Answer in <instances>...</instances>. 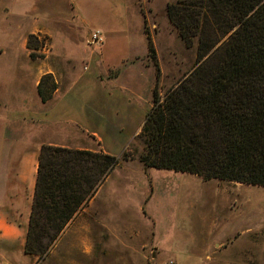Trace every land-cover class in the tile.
Segmentation results:
<instances>
[{"label": "rangeland", "instance_id": "rangeland-1", "mask_svg": "<svg viewBox=\"0 0 264 264\" xmlns=\"http://www.w3.org/2000/svg\"><path fill=\"white\" fill-rule=\"evenodd\" d=\"M13 1L0 0V50L5 52L20 50L21 35L25 26H30V20L12 13ZM109 1L115 3L111 9H116L104 13L103 19L93 20L90 30L102 35L100 45L82 47L75 42L69 50L61 38L52 45L48 36L23 37L27 42L32 36L36 48L33 61L50 64L54 52H72L78 57L75 75L83 72L84 77H90L96 70L102 74L106 91L111 81L116 86L130 85L135 91L123 94L127 105L123 114L114 116L104 108L103 124L40 122L41 145L52 142L70 149L101 151L116 157L118 165L95 187L46 254L41 259L28 255L31 259L27 264H264L263 187L144 169L138 161L142 152L138 135L143 115L151 105L155 81L146 36L160 72V100L199 64L195 63L198 37L186 47L167 20L165 6L177 0H129L126 13L116 5L128 0ZM7 8L11 13L7 14ZM76 23L71 32L77 35L81 27ZM109 30L119 33L114 38ZM227 36L222 37L221 31L209 23L199 38L215 44L208 53L210 57L206 55L201 61L208 59L209 65L215 64L220 58L218 48ZM97 59L103 61V67L94 66ZM13 63L0 55V98L6 97L10 85L17 81L9 70ZM68 64H61L66 74L57 78L58 92L46 103L55 102L71 81ZM84 66L86 71H82ZM82 86L77 85L74 93ZM14 94L19 95L18 91L11 96ZM11 111L7 112L9 120L13 118ZM17 126L9 123L8 132ZM19 251L12 248L14 256Z\"/></svg>", "mask_w": 264, "mask_h": 264}, {"label": "trees", "instance_id": "trees-1", "mask_svg": "<svg viewBox=\"0 0 264 264\" xmlns=\"http://www.w3.org/2000/svg\"><path fill=\"white\" fill-rule=\"evenodd\" d=\"M165 14L186 47L198 37L199 64L160 100V72L146 36L155 81L138 135L139 163L264 188V0H177ZM209 23L228 35L213 65L201 61L215 44L199 38ZM31 39L26 48L33 59ZM56 88L52 75H44L37 96L46 103ZM117 165L101 151L41 145L24 253L41 259Z\"/></svg>", "mask_w": 264, "mask_h": 264}, {"label": "crops", "instance_id": "crops-1", "mask_svg": "<svg viewBox=\"0 0 264 264\" xmlns=\"http://www.w3.org/2000/svg\"><path fill=\"white\" fill-rule=\"evenodd\" d=\"M114 4L109 0L13 1L12 13H17L22 20H30V26H25L21 35L20 50L16 52L0 50L1 56L14 61L9 70L17 78V81H13L15 83L10 85L8 95L0 98V264L10 262L27 264L28 259H31L30 256L25 255L23 248L35 186L37 158L41 147L40 122L81 124L86 121L103 124L104 108L111 111L114 116H119L127 111L123 94L131 95L135 92L127 84L128 82L126 83L128 86H116L110 77L107 78L111 81L109 82L111 87L106 91L100 78L102 74L96 70L90 77H84L83 72L75 75L73 71L78 57L72 52L68 54L54 52L50 64L33 61L25 46L24 35L48 36L52 45H57L56 39L61 38L65 48L69 50L74 47L75 42L82 47L92 46L89 37L93 20L103 19L104 13L114 11L116 8L111 9ZM116 6H122V11L126 13L129 0ZM9 13L11 11L7 8V14ZM75 22L81 27L77 35L71 32L75 28ZM118 33L116 30L108 31V34L114 38ZM101 49L102 46L99 50ZM66 62L70 63L67 68L70 69L71 81L66 84L55 102L42 103L36 91L40 78L44 75H52L55 83L59 85L57 78L61 79L66 74L61 64ZM95 64L100 66L103 61L97 59L94 61V66ZM86 70V66L82 67V71ZM79 84L83 86L75 94V88ZM17 91L19 94L17 97L16 94L11 96ZM57 92L56 89L53 94ZM120 108L125 110H118ZM9 109L12 110V120H9L7 113ZM144 117L145 113L143 120ZM9 123H17L19 126L9 133L7 130ZM47 145L57 146L52 142ZM14 247L21 251L15 256L12 253Z\"/></svg>", "mask_w": 264, "mask_h": 264}, {"label": "built area", "instance_id": "built-area-1", "mask_svg": "<svg viewBox=\"0 0 264 264\" xmlns=\"http://www.w3.org/2000/svg\"><path fill=\"white\" fill-rule=\"evenodd\" d=\"M90 44L92 45H100L102 43V35L98 32L95 31L94 33H90Z\"/></svg>", "mask_w": 264, "mask_h": 264}]
</instances>
